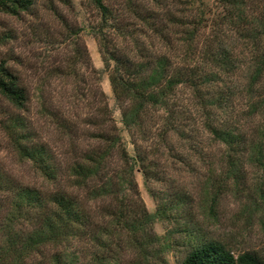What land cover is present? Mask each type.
Segmentation results:
<instances>
[{"label": "trees", "instance_id": "trees-1", "mask_svg": "<svg viewBox=\"0 0 264 264\" xmlns=\"http://www.w3.org/2000/svg\"><path fill=\"white\" fill-rule=\"evenodd\" d=\"M86 1L99 18L83 28L100 44L133 153L101 72L90 79L77 67L90 66L78 35L65 67L52 68L33 95L1 60L0 96L15 112L3 113L0 129L50 187L18 183L0 169V264H168L174 254L179 264H264L256 253L236 256L207 237L194 193L172 176L203 162L200 206L209 214L228 193L245 196V211H264V0H219L210 11L190 0L178 15L164 12L166 0H147V9L142 0H120L121 9L114 0ZM39 2L0 0V13L32 18ZM129 12L145 31L127 29ZM55 76L73 79L72 92L48 96ZM33 98L39 119L61 139L55 145L30 117ZM138 173L154 213L143 202Z\"/></svg>", "mask_w": 264, "mask_h": 264}, {"label": "rangeland", "instance_id": "rangeland-1", "mask_svg": "<svg viewBox=\"0 0 264 264\" xmlns=\"http://www.w3.org/2000/svg\"><path fill=\"white\" fill-rule=\"evenodd\" d=\"M66 5L60 0H40L36 16L16 18L0 13V61H10V67L18 74L33 95L41 87V83L51 75L52 68H62L68 63L69 58L76 52L75 40L81 46H85L89 54L90 69L84 64L77 65L83 75H88L94 79L93 71L101 72V86L109 99V104L114 110L118 127L123 131V135L129 144L130 152L133 147L130 145V137L124 130L122 118L118 110L111 90L109 75L105 72V66L100 53V44L91 34L90 30H85L84 25L97 24L98 13L95 8L86 0H70ZM185 1L190 0H166L167 8L164 12H173L176 15L185 7ZM198 1V0H195ZM219 0H202L206 11L213 10ZM120 0H114L111 5L116 9H121ZM150 4L147 0L140 2L141 9H147ZM166 7V6H165ZM125 26L132 31H145L144 26L129 12L124 16ZM173 40L176 38L172 36ZM115 42H119L125 47L133 45V41L125 42L120 36H115ZM5 42L3 43V41ZM156 40V39H155ZM156 43L160 46V41ZM245 73V77H246ZM50 85L46 87L48 96L58 94L66 95L71 93L76 83L73 79H58L56 76L50 79ZM34 97V96H33ZM61 99V98H60ZM37 102L33 98L29 105L30 117L35 120V127L42 139L49 141L53 145L60 142L58 133L48 122L39 119L37 115ZM15 112L0 96V120L5 112ZM18 113V112H17ZM209 143L208 147H211ZM217 151L213 150L212 154ZM211 154V151H209ZM203 162L198 165L197 171L182 169L181 172L172 173L173 179L183 189L194 193L195 208L194 213L200 223L203 233L213 239L227 245L236 256L245 253H256L264 258V211H245L246 198L243 195L235 196L228 193L223 197L216 208L214 216L209 214L207 207H201V200L204 195L201 193L203 179L201 173L206 169ZM195 168V169H196ZM0 169L18 183L48 189L49 184L36 172L30 162L23 160L14 149L7 135L0 129ZM141 196L150 213L156 211V204L145 186L143 176L137 174ZM159 190H164V186H158ZM156 231L159 235H164L162 224H156ZM132 259L131 256H127ZM181 256L176 254L166 257L168 264H179Z\"/></svg>", "mask_w": 264, "mask_h": 264}]
</instances>
